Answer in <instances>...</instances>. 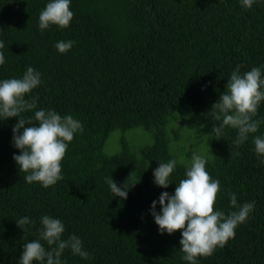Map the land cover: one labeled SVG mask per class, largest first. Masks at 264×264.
<instances>
[{
	"label": "trees",
	"instance_id": "obj_1",
	"mask_svg": "<svg viewBox=\"0 0 264 264\" xmlns=\"http://www.w3.org/2000/svg\"><path fill=\"white\" fill-rule=\"evenodd\" d=\"M48 2L0 0L6 60L0 81L34 68L42 82L26 98L38 97L37 108L21 115L55 110L72 115L83 131L68 146L64 178L44 188L27 183L13 158L20 154L13 145L19 117L0 120V264H19L23 245L39 239L45 215L65 225L62 239L75 234L89 253L84 259L65 249L62 264H189L181 231L161 234L151 206L162 192L174 194L193 152L220 181L217 211L237 210L230 192L239 205L255 202L235 238L198 264H264V156L253 142L264 138V101L253 117L258 131L239 146L230 127L215 139L213 125L222 121L207 115L238 65L241 74L253 67L264 74V0L250 9L241 0H71L70 26L41 31L39 14ZM61 40L75 42L65 54L55 48ZM180 124H198L210 153L177 144ZM137 127L141 137L128 134ZM115 132L117 151L109 144ZM171 159L177 165L165 189L154 183L153 171ZM108 177L120 187L135 183L126 199L114 196ZM23 217L35 221L26 232L17 225Z\"/></svg>",
	"mask_w": 264,
	"mask_h": 264
},
{
	"label": "clouds",
	"instance_id": "obj_2",
	"mask_svg": "<svg viewBox=\"0 0 264 264\" xmlns=\"http://www.w3.org/2000/svg\"><path fill=\"white\" fill-rule=\"evenodd\" d=\"M256 0H241L243 7L251 8ZM71 0H50L39 14L41 31L52 25L65 29L70 26L74 17L71 10ZM74 41H58L55 48L65 54L70 51ZM5 47L0 41V49ZM6 63L5 56L0 51V65ZM41 73L28 67L22 78H10L0 81V120L19 117L13 127V145L20 150L14 154L20 172L28 173L24 179L27 183L39 182L44 188L55 185L62 180V161L66 156L69 144L77 132L83 131V125L72 115H60L55 110L40 109L34 116L23 117L21 114L37 108L38 97L28 99L33 89L41 84ZM264 101V74L260 67H253L241 74L240 66L231 73L226 90L220 94V99L208 113L217 121L211 133L215 139L224 137V129L230 127L238 132L234 141L236 146L248 140L249 134L256 133L260 121L253 120L257 115L261 102ZM32 125V126H26ZM22 130V131H21ZM255 152L258 157L264 156V138L254 137ZM232 155H234L232 153ZM238 155V153H235ZM206 159L193 152L190 165L186 166L185 178L177 184L174 194L164 191L158 201H153L151 213L161 234H174L181 231L180 250L182 259L189 264H198L199 257H210L217 248H224L230 239H234L235 229L245 223L254 209V203L239 205L234 193H229L230 204L237 209L225 215L217 211L215 204L222 191L220 181L213 179L206 170ZM264 164V160L260 161ZM177 165L175 159L161 162L154 169V183L162 188H168L170 176ZM114 196L126 199L130 187L117 185L112 177L105 179ZM137 183V182H136ZM157 204L160 211H157ZM35 224L28 217L17 221V225L27 231L26 225ZM42 228L39 239L31 240L23 245L19 264H62L61 256L65 249H70L73 255L89 259V253L83 249L82 240L75 234L68 239H62L65 225L60 219L45 215L41 217ZM46 242L47 248L44 243Z\"/></svg>",
	"mask_w": 264,
	"mask_h": 264
},
{
	"label": "rangeland",
	"instance_id": "obj_3",
	"mask_svg": "<svg viewBox=\"0 0 264 264\" xmlns=\"http://www.w3.org/2000/svg\"><path fill=\"white\" fill-rule=\"evenodd\" d=\"M198 129H195V126L193 125H184L180 124L178 127L174 128L175 130V142L179 145H188L192 144L193 147H196L197 149H200L204 151L205 153H210V149L207 145H205V136L203 133V129L198 125ZM117 132H115L109 141L110 147L113 151H117L119 149V145L116 144L115 138H117L116 135ZM143 133L142 128H134L128 132V134H140L139 137H141V134ZM115 148V150H114Z\"/></svg>",
	"mask_w": 264,
	"mask_h": 264
}]
</instances>
